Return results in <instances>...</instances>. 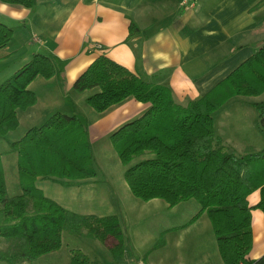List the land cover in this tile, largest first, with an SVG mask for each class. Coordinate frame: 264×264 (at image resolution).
I'll return each mask as SVG.
<instances>
[{
  "label": "trees",
  "instance_id": "16d2710c",
  "mask_svg": "<svg viewBox=\"0 0 264 264\" xmlns=\"http://www.w3.org/2000/svg\"><path fill=\"white\" fill-rule=\"evenodd\" d=\"M33 7L36 0H2ZM130 37L139 28L130 24ZM14 29L0 21V49L6 47ZM56 61L46 53L32 59L0 85V137L19 126V110L37 103L30 84L38 77L52 78ZM78 91L97 88L87 103L97 112L133 97L149 103L140 116L126 122L112 134L123 163L135 157H150L127 168L125 178L133 194L142 200L162 198L170 206L196 200L207 212L225 264H264L250 257L254 243L252 206L249 196L260 190L256 207L264 211V148L239 154L221 143L214 113L231 98L264 93V47L244 61L207 94L178 103L170 87L150 83L109 56L102 54L74 84ZM264 131V102L256 103ZM18 153L23 192L9 196L6 174L0 160V237L15 239L18 248L1 260H35L63 246L65 230L88 233L100 239L115 258L127 254L126 238L117 215L71 212L46 195L39 178L77 182L97 176L95 154L88 122L78 114L53 113L47 121L30 128L12 143ZM70 264H102L81 250L73 251ZM115 264V263H114Z\"/></svg>",
  "mask_w": 264,
  "mask_h": 264
},
{
  "label": "crops",
  "instance_id": "0c3cea01",
  "mask_svg": "<svg viewBox=\"0 0 264 264\" xmlns=\"http://www.w3.org/2000/svg\"><path fill=\"white\" fill-rule=\"evenodd\" d=\"M0 21L15 31L11 42L0 49V64L9 67L0 85L36 53L49 54L58 67L52 78L38 76L30 84L37 94V103L19 110L20 126L25 122L31 124L30 128L40 126L57 111L78 114L88 122L95 149L150 106L130 97L99 113L87 103L98 89L78 91L74 84L100 55L109 56L147 82L170 87L174 99L187 104L207 94L264 47V0H36L33 7L0 0ZM131 22L139 28L133 37ZM262 101L264 93L237 96L225 104L235 105L234 113L224 110L225 105L214 113L216 133L223 145L240 154L264 148V131L257 121L260 115L255 105ZM44 179L47 187L38 186L46 192L56 182ZM67 183L78 191H101L88 195L94 194L95 199H100L99 204L117 210L106 188H97L95 181ZM126 189L124 184L115 193L127 194L119 202L135 228L140 251L135 261L127 253L130 263L166 264L165 258L154 259V247L147 245L158 239L162 240L161 248L174 241L175 249L183 251V255L173 253V259H169L172 264H224L207 212L191 222L200 211V204L189 200L171 207L161 198H135ZM51 197L61 203L56 195ZM260 198V190L249 196L253 207V259L264 255V211L256 207ZM114 214L121 219L119 213L105 215ZM147 216L159 228L156 233L147 228L142 231Z\"/></svg>",
  "mask_w": 264,
  "mask_h": 264
},
{
  "label": "rangeland",
  "instance_id": "374dc122",
  "mask_svg": "<svg viewBox=\"0 0 264 264\" xmlns=\"http://www.w3.org/2000/svg\"><path fill=\"white\" fill-rule=\"evenodd\" d=\"M2 69L5 70L2 71ZM8 70L9 67H7V65L0 64V74L2 73V75H0V79H3L4 77L3 73H5V71ZM224 110H227L228 113H234L236 110L235 105L229 103L224 106ZM257 121L258 122L260 121V117L259 119H257ZM42 123L43 122H40L39 125H42ZM30 125L31 124L25 122L20 126V120H19L20 127L18 126L17 129L10 131L6 136L0 137V160L2 161L4 171L6 174L9 196L19 195L23 192V188L20 181L19 169H18V153L12 150V143L17 140H20L29 130ZM105 143L106 144L103 145L102 147L96 146V149L93 146V150L95 154V163L98 170V174L95 177L98 178H96V180H93V178H95L93 177L86 180L95 181L97 183L96 185H98L97 188L99 189L106 188V190L108 191L109 200L111 203L115 205L117 210H111L112 207L110 205L99 204L100 199L98 198L95 199L94 194L93 197L88 195L93 192L96 193L101 191H97L93 189L78 191L77 189L73 188L69 183H67V180L59 181L54 178H48L51 181L55 180L56 184H50L49 185L50 189L47 188L45 193H47L46 195L50 197L56 195L57 197L60 198L59 200L61 201V204L63 206H65L71 212H75L81 215L94 214V213H96L97 215L119 213L121 215L120 221L126 238V250L127 253L129 252L131 254V259L135 261L139 257V252H140L137 246V238L134 234L135 228L133 227L129 219L123 214L124 211L119 202V198L120 197L122 198L125 195L127 196V194L125 195L122 194L123 196H118L115 193V189L124 188V184H125V186L127 187L126 190L129 192L128 194H132L135 198L141 199L133 194L125 178V172L127 168L145 159L146 157L152 156V154H148V155L144 154L137 156L130 164H125L123 163L118 151L114 146L112 137L111 138L106 137ZM243 154L246 153L243 152ZM44 180H45L44 178H41L38 185L47 187ZM107 183L109 184L107 185ZM193 202H196L197 206H199V203L196 200H194ZM111 211H116V212H111ZM150 216H147V218L142 222L143 227H141V229L142 231H144L147 228L148 230H151L152 233H156V231L159 228H157V226L154 225V222L150 220ZM147 245L154 247L152 249L154 250V253L152 254L153 258L156 260H159L161 257L162 259L165 258L166 264H172L171 262L173 261H170L169 259H173L172 256L173 253L178 254L179 252H181V254L183 255V251H177L175 249L177 244L176 242L174 243V241L172 242V245L166 248H161L162 240L159 242L158 239L151 241L150 243H147ZM18 246H19L18 241H16L15 239H7L5 237H0V255L11 254L15 252ZM76 250H81L82 252L87 254L93 261L102 264H114V263L140 264V263H130V260H127L126 258L127 254L124 257L115 258L112 250L100 239L89 234L87 229L85 228H83L80 231H72V232L70 230H65L63 233V246L61 249L45 254L35 260H15L14 264H70L71 258L73 256V251ZM168 254L169 255L171 254V257H169ZM0 264H12V263H10L8 260H1ZM141 264H146V263L143 262Z\"/></svg>",
  "mask_w": 264,
  "mask_h": 264
},
{
  "label": "built area",
  "instance_id": "2783aa9c",
  "mask_svg": "<svg viewBox=\"0 0 264 264\" xmlns=\"http://www.w3.org/2000/svg\"><path fill=\"white\" fill-rule=\"evenodd\" d=\"M188 1H196V0H185V2H188ZM99 47L101 48L102 47V45L101 44H99Z\"/></svg>",
  "mask_w": 264,
  "mask_h": 264
}]
</instances>
